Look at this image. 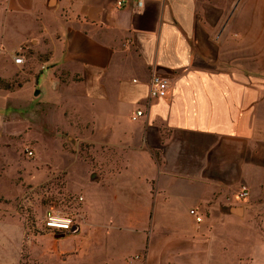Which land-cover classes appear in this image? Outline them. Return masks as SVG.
I'll return each mask as SVG.
<instances>
[{
	"label": "crops",
	"instance_id": "obj_1",
	"mask_svg": "<svg viewBox=\"0 0 264 264\" xmlns=\"http://www.w3.org/2000/svg\"><path fill=\"white\" fill-rule=\"evenodd\" d=\"M117 1L0 0V65L5 53L28 77L15 112L61 153L46 160L30 135L35 156L18 161L0 197L61 172L86 215L57 252H25L20 220L5 217L1 254L9 264H264V0ZM19 46L24 71L10 54ZM154 69L170 79L164 98L149 96Z\"/></svg>",
	"mask_w": 264,
	"mask_h": 264
},
{
	"label": "rangeland",
	"instance_id": "obj_2",
	"mask_svg": "<svg viewBox=\"0 0 264 264\" xmlns=\"http://www.w3.org/2000/svg\"><path fill=\"white\" fill-rule=\"evenodd\" d=\"M26 48L25 46H23ZM6 63L0 65V76L9 80L18 81L21 85L27 80V75H24L20 70H13L9 62V57L3 53ZM27 60L30 59V53L26 54ZM31 64V61H29ZM21 70H25L27 65L21 66ZM28 95V87L18 90L6 91L0 89V163L6 161L9 163L7 166H1L0 175L3 173V167H5V174L0 177V190H3L8 183L12 182L17 175L18 161L21 164H27L34 158L35 153L33 150L34 141L30 138V135H36L39 141L38 147L42 151V157L48 161L58 162L60 158L59 143L52 142L47 134V128L39 125L38 122H30L27 118V111L25 109V115L20 119L19 113H16L18 105L22 104L23 107L27 104L26 96ZM26 99V100H25ZM26 108V107H25ZM1 117L3 121H1ZM59 133V132H58ZM57 133V134H58ZM64 137V146L68 145L66 136ZM78 156L88 161V157L91 156L92 150L88 144L77 145ZM26 148L32 151V155H28ZM28 178V177H27ZM30 179V178H29ZM43 186L45 194L40 198H31L32 205L27 208H18V202L21 196L29 188H39ZM42 189V188H40ZM1 193V192H0ZM82 195L79 192L71 191L67 188L64 175L61 172H53L45 180L36 184L26 185L21 193L15 198L0 197V220L5 217L16 216L20 220L23 231V248L26 252V247L35 249L36 251H44L46 249H52L57 252L58 249L64 248L70 244V237L72 233L67 232L62 237L56 236L54 232L46 230L42 226L41 217L46 208L54 207L60 209L71 208L69 199L73 196ZM78 207L81 209L82 216L78 220L79 225L82 226L83 220H86V215L83 211L84 202ZM81 221V222H80ZM77 222V223H78ZM106 225H109L107 222ZM260 238L264 242V224L260 223ZM111 227V228H110ZM113 225L110 226V230H113ZM144 228V224H142ZM142 228V229H143ZM86 227L82 226L80 232L84 231ZM145 232L149 234L151 231H155V225L148 223ZM143 229V230H144ZM72 231V230H71ZM34 246V247H33ZM262 246V245H261ZM174 252L171 251V257H174ZM11 254L0 252V264L11 263Z\"/></svg>",
	"mask_w": 264,
	"mask_h": 264
},
{
	"label": "built area",
	"instance_id": "obj_3",
	"mask_svg": "<svg viewBox=\"0 0 264 264\" xmlns=\"http://www.w3.org/2000/svg\"><path fill=\"white\" fill-rule=\"evenodd\" d=\"M125 0H118L117 6L124 5ZM142 6V1L139 0L137 2V7ZM11 58L13 63L24 66L27 62V48L23 46H19L11 51ZM40 68H45V65H41ZM170 79L159 73L157 70H153L149 77V96L152 99L155 98H164L167 96L168 89L170 87ZM144 111L138 109L132 115V119H137L141 115H143ZM26 152L28 155H32V151L26 148ZM42 188V189H40ZM45 190L42 185L39 188H29L26 192L21 196V199L18 202V208H27L32 205L31 198H40L43 194H45ZM248 188L246 185H242L240 191L237 194V197L240 199H245L248 196ZM84 202V198L82 195L73 196L69 199V204L72 206L67 209L60 208H46L42 217L41 222L42 226L46 230H50L54 233H67L70 232L75 226H78V220L82 216L81 209L78 205ZM190 213L195 217L197 222L202 221V216L198 215L194 209L190 210ZM78 222V223H77ZM81 222V221H80Z\"/></svg>",
	"mask_w": 264,
	"mask_h": 264
},
{
	"label": "trees",
	"instance_id": "obj_4",
	"mask_svg": "<svg viewBox=\"0 0 264 264\" xmlns=\"http://www.w3.org/2000/svg\"><path fill=\"white\" fill-rule=\"evenodd\" d=\"M21 86V83L14 80H9L7 78H4L0 76V89L6 90V91H12L16 88H19Z\"/></svg>",
	"mask_w": 264,
	"mask_h": 264
},
{
	"label": "water",
	"instance_id": "obj_5",
	"mask_svg": "<svg viewBox=\"0 0 264 264\" xmlns=\"http://www.w3.org/2000/svg\"><path fill=\"white\" fill-rule=\"evenodd\" d=\"M34 93L35 95H37L39 93V90H36ZM61 235H64V234H61Z\"/></svg>",
	"mask_w": 264,
	"mask_h": 264
}]
</instances>
